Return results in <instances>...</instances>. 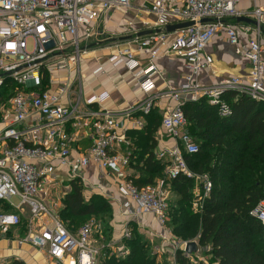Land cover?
<instances>
[{"label": "built area", "instance_id": "obj_1", "mask_svg": "<svg viewBox=\"0 0 264 264\" xmlns=\"http://www.w3.org/2000/svg\"><path fill=\"white\" fill-rule=\"evenodd\" d=\"M240 1L0 0V232L10 235L19 246L35 247L46 257L45 264H100L105 245L95 233L102 236V224L91 218L72 232L59 216L65 195L53 198L61 176L79 178L84 185L82 169L94 162L108 174L115 173L120 188L136 203L134 216L153 214L162 227V243L170 241L174 235L167 226L166 182L160 179L154 185L139 187L129 180L132 139L127 131L145 127L144 115L155 106L154 78L163 75L156 60L171 52H178L191 72L170 90L176 105L163 114L161 121V128L174 144L154 152L166 165L165 180L186 175L200 182L192 206L201 212L213 182L208 174L194 173L186 161L185 154L197 153L200 145L190 132L182 105L208 96L210 103L219 106L220 115L227 117L232 108L222 99L225 90H237L264 101V8L244 12L238 8ZM135 2L138 13L148 10L154 17H144L139 29L132 23L128 28L153 32L135 35L109 60L132 71L147 98L125 113L100 109L95 105L110 94L104 91L84 96L80 62L88 44L96 41L93 39L109 35L105 17L115 10L130 13ZM248 12L257 21L255 25L245 23L242 28L230 22L248 16ZM186 21L193 23L176 30L175 40L161 53L159 44L169 32L156 30ZM221 29L235 52L249 61L250 71L246 76L223 79L215 88H202L195 77L214 64L206 48ZM242 34L247 37L246 45H242ZM140 53L147 55L144 66L138 59ZM5 86L14 88L3 95ZM81 128L86 129L91 143L74 154ZM14 197L20 198L19 204H14ZM25 206L28 214L23 215ZM251 214L262 223L264 238V200ZM15 229H19L16 234ZM130 236L126 229L124 238ZM188 242L178 239L176 251L186 252ZM120 253L124 256L128 249ZM12 260L0 257V264Z\"/></svg>", "mask_w": 264, "mask_h": 264}, {"label": "trees", "instance_id": "obj_2", "mask_svg": "<svg viewBox=\"0 0 264 264\" xmlns=\"http://www.w3.org/2000/svg\"><path fill=\"white\" fill-rule=\"evenodd\" d=\"M222 99L232 108L230 116H221L219 106L210 103L208 96L182 105L190 132L200 145L197 153L185 154L186 161L194 173L208 174L213 188L203 210L195 212L192 207L195 179L186 175L172 179V188L181 199L177 206L169 207L172 210L168 211L167 226L179 239L199 236V242L210 246V253L219 264H264L263 225L251 214L264 200V101L232 89L225 90ZM144 117L143 129L127 131L132 139L131 166L141 173L128 178L139 187L156 184L157 179L165 177L166 167L154 152L163 115L154 107ZM68 183L71 190L63 197L59 210L68 228L80 227L91 218L106 220L105 216L111 223L113 207L107 197L95 193L86 199L79 178ZM110 223L102 222V231L105 228L109 237ZM130 224L131 236L124 239L128 253L117 255L105 245L100 264H165L158 261L151 242L143 240L135 222ZM79 227L70 230L76 232ZM98 238L102 240L100 234ZM10 264L26 263L13 259ZM176 264L195 263L179 249Z\"/></svg>", "mask_w": 264, "mask_h": 264}, {"label": "crops", "instance_id": "obj_3", "mask_svg": "<svg viewBox=\"0 0 264 264\" xmlns=\"http://www.w3.org/2000/svg\"><path fill=\"white\" fill-rule=\"evenodd\" d=\"M133 4L134 6L130 13L125 14L122 11L115 10L110 16L104 19L108 34L111 33L112 30L127 33L118 36L116 41L99 39L92 41L86 47L80 62L84 96L89 97L93 94L103 93L104 91L110 94L109 98L104 100L100 105H95L98 108L100 107V109H109L118 113H125L143 103L147 98V94L141 89L139 81L134 76L133 72L127 70L124 65L115 66L109 60V57L117 53L120 48L128 46V40H130L128 37L131 35L134 37L137 33L143 31L140 30L137 32L135 29L140 28L144 17L150 20L154 17L148 10H146L144 14L138 13L135 7L138 3L135 2ZM256 7L264 8V0H241L238 3L239 10L244 12H250ZM249 12L246 17L255 20ZM230 22L237 23L242 28L245 26V23L253 24L239 20V18L230 19ZM130 23L134 25L135 29L131 27L128 28ZM114 37L115 36H112L110 38ZM123 37L127 38L122 40ZM175 38V32L168 33L166 40L159 44L161 53H164L166 49H168ZM241 40L242 45L247 44V37L244 34H242ZM206 52L214 57V64L195 77L202 88H215L223 79L246 76L250 71L249 61L245 59L244 56L238 55L235 52L234 46L229 43L227 34L223 29H221L209 42ZM138 59H140L143 66L148 62L147 55L144 53H140ZM156 63L163 71V75L155 76L154 80L156 82V87L152 94L155 98L154 107L159 108L160 112L161 109H163V112H161L163 115L176 105V102L171 98L170 90L172 88H177L191 71L187 67L184 58L178 52H171L168 55L161 54L160 57L157 58ZM137 115V113L134 114L135 117H137ZM85 130V128L78 130L79 137L75 144L76 148L74 149V154L83 152L91 143L90 138L86 137ZM156 138L158 142L156 148L174 144V140L163 131L161 126L156 133ZM63 169L66 168L63 166ZM107 172L108 171L100 169L94 162L82 169L81 172L86 180L84 184L85 198L89 199L95 193L101 194L107 197L113 207V219L111 223L112 232L110 240L104 244L106 248L112 251L113 249H117L119 252L121 249L125 250L127 247L124 243V232L126 229L131 231L130 222L133 221L136 224L137 230L144 233L152 242L153 249H155V247L159 248L155 252L159 254L158 261L160 263H165L164 255H168L169 260H176L175 243L178 239L176 240L174 236H171L169 242L162 243V238L159 236L162 227H159L160 225L156 217L150 213L135 217L132 211L137 208L136 203L120 188V183H118L115 173L110 172L108 174ZM127 173L129 176L134 174L136 177L141 174L132 166L127 168ZM96 177L104 181L102 188H96L91 184H87L88 181ZM60 179L62 180L60 183L61 187L59 188V190L61 189L62 191L60 194L65 195L71 190V185L68 182L72 179L67 177V175L61 176ZM157 180L159 181L160 179ZM3 236L5 239H3ZM8 236L10 235L5 236L0 232V257L18 259L24 261L26 264H45L46 257L35 247L31 245L19 246L16 241L15 246H9L8 243H10L11 240ZM104 253L105 249H103L102 256L105 255Z\"/></svg>", "mask_w": 264, "mask_h": 264}, {"label": "rangeland", "instance_id": "obj_4", "mask_svg": "<svg viewBox=\"0 0 264 264\" xmlns=\"http://www.w3.org/2000/svg\"><path fill=\"white\" fill-rule=\"evenodd\" d=\"M125 33H127V32H116V31L112 30V32L109 33V35H104L103 37H99V40H108L112 36H115L114 38H117L118 36L125 35ZM93 40H98V39H93ZM120 42H124V41H120ZM84 87H85V85H84ZM13 88H14V86H11L10 88H7L6 86L3 87L2 88V94L4 95L5 93L11 91ZM161 112H163V109H161ZM137 172H140V171L137 170ZM72 175L73 174H70V176H72ZM159 179L164 180L166 182L167 190L169 191V198H168L169 207L171 205H173V207L177 206L179 200L181 199V196L172 188V185L170 183L171 182L170 180H168V179L165 180V177H162V176ZM87 184H91L93 187H96V188H102L103 187V184H104V181L101 180L99 177H96L95 179L88 181ZM199 185H200V182L195 180V185H194V188L192 190V194H193V200L192 201H194V199H195L196 189H197V187ZM57 187L58 188L61 187L60 183L57 185ZM60 193H61V189L58 190V192L53 195V198H59ZM13 202L16 205L19 204L20 203V198L19 197H14L13 198ZM5 206L7 207L6 204H5ZM61 207H62V205H60V209H61ZM169 210H170V213H171V210L172 209H169ZM26 214H28V209L25 206V212H24L23 215H26ZM105 217H106V220L105 219H103V220L104 221H109V223H110V218L108 216H105ZM167 218L169 219L168 213H167ZM103 220L101 219V220H99V222L102 224ZM83 222L84 221H82V223ZM111 223H112V221H111ZM130 226H131V224H130ZM78 227H79L78 225L76 227L69 226V229H71L72 231L73 230L75 231ZM131 231H132V227H131ZM16 232H19V229H15L14 233L16 234ZM141 234L143 236L142 237L143 240H145V239L149 240L144 233H141ZM95 236L99 240V238H98L99 234L98 233H95ZM3 239H5L4 236H3ZM177 239H179V238H177ZM10 240H11L10 243H8L9 246L10 245L15 246V241L12 240V239H10ZM108 240H110V237L105 233V228H104V230L102 231V240L100 242L103 243V244H105ZM180 240L181 241H193L194 240V241H196L198 243V250L196 252L188 255L186 252L183 251L184 254L187 257H189L193 263H195V264H216L218 262V260L215 259L214 256L210 253V246L209 245H202L199 242V236L191 237V238H183V239H180ZM151 245H153L152 242H151ZM158 249H159L158 247H155V249H153V247H152V252L153 253H156L155 251H157ZM113 252H115L117 255H120L121 254L117 249H113ZM156 254L159 256L158 253H156ZM164 259H165L164 260L165 264H176V260H169L168 255H164Z\"/></svg>", "mask_w": 264, "mask_h": 264}, {"label": "water", "instance_id": "obj_5", "mask_svg": "<svg viewBox=\"0 0 264 264\" xmlns=\"http://www.w3.org/2000/svg\"><path fill=\"white\" fill-rule=\"evenodd\" d=\"M239 20H242V21H245V22H248V23H253V24H256L257 21L256 20H253L252 18H249V17H240ZM193 22L191 21H186V22H181V23H176V24H169L167 25L164 29H157L156 31L157 32H161V31H166V32H175L176 30L180 29V28H183L185 26H188L190 24H192ZM153 32L152 29H147V30H143L139 33H137V36H145V35H148V34H151ZM127 37H123L122 40L126 39ZM129 39L133 38V36L131 35L130 37H128ZM117 38H111V39H108V41H116ZM198 250V243L196 241H189L187 243V246H186V252L188 254H192L194 252H196Z\"/></svg>", "mask_w": 264, "mask_h": 264}]
</instances>
